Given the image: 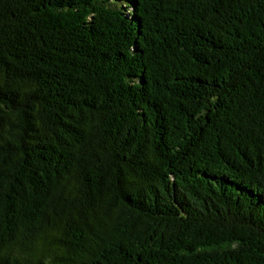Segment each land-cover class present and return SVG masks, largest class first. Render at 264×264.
I'll return each instance as SVG.
<instances>
[{
    "label": "trees",
    "instance_id": "16d2710c",
    "mask_svg": "<svg viewBox=\"0 0 264 264\" xmlns=\"http://www.w3.org/2000/svg\"><path fill=\"white\" fill-rule=\"evenodd\" d=\"M0 264H264V0H0Z\"/></svg>",
    "mask_w": 264,
    "mask_h": 264
}]
</instances>
